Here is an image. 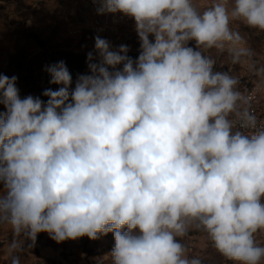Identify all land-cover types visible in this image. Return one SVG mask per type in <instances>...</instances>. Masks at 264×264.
<instances>
[{"label":"clouds","instance_id":"obj_1","mask_svg":"<svg viewBox=\"0 0 264 264\" xmlns=\"http://www.w3.org/2000/svg\"><path fill=\"white\" fill-rule=\"evenodd\" d=\"M98 12L134 19L138 60L96 37L102 63L74 91L63 61L47 68L64 86L45 90L46 104L0 75V225L33 243L113 232V264H202L181 242L195 229L227 260L261 264L264 120L240 78L205 53L247 64L264 89V64L231 27L264 32V0L202 11L194 0H102Z\"/></svg>","mask_w":264,"mask_h":264},{"label":"rangeland","instance_id":"obj_2","mask_svg":"<svg viewBox=\"0 0 264 264\" xmlns=\"http://www.w3.org/2000/svg\"><path fill=\"white\" fill-rule=\"evenodd\" d=\"M194 2L202 11L213 0ZM101 3L89 0H0V75L17 77L16 87L21 99L31 95L46 104L49 97L43 95L44 91H58L64 86L50 83L52 77L47 71L49 66L63 61L61 52L84 56L87 60L78 67L66 65L63 61L72 77L69 91H74L80 76L93 74L89 63H102L95 48L96 37L107 40L112 51H119L121 45L127 46L126 55L133 61L138 60L142 49L134 19L121 12L101 14L98 12ZM231 27L241 34L245 45L254 53L252 61L257 65L264 64V32L239 21ZM149 39L154 42V36L150 35ZM189 46L195 47V42H189ZM89 53H92L91 61ZM205 55L215 61L214 71H230L240 78L241 84L260 83V78L252 74L247 64L232 65L226 53L213 49ZM105 67L114 72L122 70L123 65ZM3 112L6 108L0 104V113ZM2 187L0 183V189ZM133 231L138 234L139 230ZM13 241H17L20 247L11 249ZM181 242L187 247L188 254L198 256L202 264H236L220 255L202 231L191 230ZM257 243L264 245V233L257 234ZM114 246L113 232L99 235L95 240L84 236L61 243L42 232L33 243L23 236H15L9 226L0 225V264H11L14 256L19 258L20 264H113L111 253Z\"/></svg>","mask_w":264,"mask_h":264},{"label":"built area","instance_id":"obj_3","mask_svg":"<svg viewBox=\"0 0 264 264\" xmlns=\"http://www.w3.org/2000/svg\"><path fill=\"white\" fill-rule=\"evenodd\" d=\"M92 3L102 2V0H89ZM259 83L256 81L246 82L240 84L241 90H247L252 96V106L257 116L264 120V93L258 87Z\"/></svg>","mask_w":264,"mask_h":264},{"label":"trees","instance_id":"obj_4","mask_svg":"<svg viewBox=\"0 0 264 264\" xmlns=\"http://www.w3.org/2000/svg\"><path fill=\"white\" fill-rule=\"evenodd\" d=\"M63 61L65 62L66 65H75V66H83L84 62H87L85 60L86 58L84 56H74L73 54L69 52H61L60 53ZM89 63V62H88Z\"/></svg>","mask_w":264,"mask_h":264}]
</instances>
